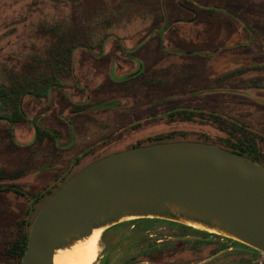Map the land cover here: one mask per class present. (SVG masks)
Returning <instances> with one entry per match:
<instances>
[{
  "label": "rangeland",
  "instance_id": "rangeland-1",
  "mask_svg": "<svg viewBox=\"0 0 264 264\" xmlns=\"http://www.w3.org/2000/svg\"><path fill=\"white\" fill-rule=\"evenodd\" d=\"M239 1L247 3L250 0ZM261 2L264 3V0ZM152 3L153 0H0V93L5 91L2 84H10L9 82H14L17 78L23 82L25 78H29L30 74L35 77L42 75L39 69L35 68L31 71L30 66L37 67L38 64L34 61L42 57V53L58 36L64 34L67 42L77 43L69 71L55 72L58 79L39 88L43 91L37 92L35 89H27L25 88L27 86H24L17 94L0 99V104L11 103L19 112H23L24 103L30 102L27 99L35 98L44 106L43 103L47 101L42 102L36 95L43 93L44 99H49L53 95L56 96L57 91L70 101L66 91L60 90L63 80H67L68 84H73V87L78 89H89L95 85H102L103 89H106V77L108 75L110 77L111 71L117 69V62L124 65L123 61H127L128 64L125 63V65L130 69L132 68L130 61L135 60V57L142 60L143 56L140 57V55L145 57L148 54L161 55L160 50H165V55H170L172 59H174L173 56H179L187 62L198 63L195 74L191 78L193 83L184 85L180 82L177 72L173 71L171 75H168L169 80L161 79L162 82L166 81L161 86H157L158 89H151L153 93L150 92L152 101L149 105L138 101L135 107L139 110L120 117L118 125L114 122L113 115L103 116L102 119L110 118L112 125L110 124L105 132L107 141L100 144L98 148L106 147L111 150L128 146L136 140L144 142L146 136L153 131V134L157 135L169 129L185 131L193 138L200 134H209L212 139L219 138L218 131L212 128L207 119L199 118V122L194 120L169 123L165 112L167 104L171 101L174 109L199 108L200 111L201 108L217 109L215 111L230 113L241 122L251 124L261 132L264 131V87H262L264 86V69H253L264 64V56L261 55L264 54V42L256 43L254 40L248 42L246 37L235 38L230 42H224L228 45L227 47H230L227 51L201 50L199 36L196 39L192 35L194 23L181 22L179 29L183 30L186 42L179 48L170 46L168 43L170 35L167 36V30L163 31L162 39L156 37L161 29L155 27L161 28L162 24L153 25L156 7ZM53 27L56 31L51 30ZM196 27L199 28V22L196 23ZM147 35H150V40L145 42V45L138 46L148 38ZM160 43L164 46L163 49L157 47ZM83 56L85 57L82 58ZM240 57L246 59L241 60ZM239 60L245 63L241 73L219 79L222 73L235 71L236 62ZM182 69L177 68L183 77L190 76L189 71ZM87 72L90 73L86 75ZM64 73L66 74L63 75ZM44 74L55 75L52 72ZM255 82H259L262 86H253ZM140 95H110L108 101L102 100L100 105L109 107L107 105L113 103L111 100L122 101L125 98L142 97ZM145 95L144 97L148 96ZM55 96L54 98H58L57 101L54 100L56 105L64 108L65 104L59 100V96ZM27 102L26 106L32 109L33 104L30 102L28 105ZM96 107L100 106L96 105ZM110 107L113 108L115 105ZM92 108L94 107L91 106L90 109ZM43 113L29 117L27 125L40 126L39 116ZM4 114L6 111L0 110V127L9 126ZM208 117L210 116L206 118ZM202 122L203 125H200ZM33 140L34 137L29 135L26 139L18 138L16 141L20 145ZM21 157L20 152L12 156L0 153V175L4 178V180L0 179V184L18 185L14 189L0 191V264H15L5 254V247L17 235L16 220H22L26 212L30 210L31 193L39 192L32 190L33 184L36 181L40 183L46 178L43 175L25 174L15 177L17 167L21 164ZM21 188L24 190H19ZM140 225V227L137 225L135 229L124 226L112 230L108 229L111 226L105 228L99 240V256L94 264H132L136 260L131 259L135 258L138 259V264H234L236 262L248 264V260L250 264H264V252L245 243L240 245L236 243L238 240L228 236L220 234L219 236L222 237L202 236L194 231H188L189 234H185L180 225L163 222H157L154 226L145 227L143 223ZM103 234H106L104 236L113 242L106 250L101 240ZM160 238L161 240L157 243L156 240ZM157 244L160 246L166 244V247L164 246L165 248L158 252ZM147 252L154 253L152 258H145Z\"/></svg>",
  "mask_w": 264,
  "mask_h": 264
},
{
  "label": "water",
  "instance_id": "water-1",
  "mask_svg": "<svg viewBox=\"0 0 264 264\" xmlns=\"http://www.w3.org/2000/svg\"><path fill=\"white\" fill-rule=\"evenodd\" d=\"M172 210L264 252V165L196 140L111 153L74 174L44 203L21 264H54L57 247L126 214L181 222Z\"/></svg>",
  "mask_w": 264,
  "mask_h": 264
},
{
  "label": "flooded vegetation",
  "instance_id": "flooded-vegetation-1",
  "mask_svg": "<svg viewBox=\"0 0 264 264\" xmlns=\"http://www.w3.org/2000/svg\"><path fill=\"white\" fill-rule=\"evenodd\" d=\"M161 42L163 41L161 40ZM84 57L85 56L82 58ZM140 57L142 60L135 57V60L130 61L132 64V68L130 69H128L129 67L125 65V63L128 64L127 61H123V63L125 62L124 65L117 62V71L114 69L111 71L110 77L109 75L106 77V89H103L102 85H95L93 88L89 89H78L74 88L73 84H68L67 80H63L64 86L62 85V87L59 88L60 90L66 91L70 101H68L67 98L60 93V91H57L56 96H59V100L65 104L64 108L56 105L54 100L56 99L57 101L58 98L55 95L49 99H44L45 94L43 93H38L36 97L42 100V102L47 101V103H43L45 104L44 106H42L35 98H29L27 100H30L34 107L31 109L30 106H26V101L24 103L25 108L23 112H19L16 107L14 108L15 105H12L11 103L0 104V110L6 111V114H4L6 123H9V126L3 125L0 127V153H4V155L7 156H12L16 152L22 153L21 164L17 167L18 169L17 173H15V177L24 174L43 175L46 177L40 183L36 181L33 184L34 187L32 190L39 192H36L35 194L32 192L31 197H35L38 200L42 198V193H48L55 189L58 190L70 177L97 159L127 148L140 146L137 145L140 143V140H136L128 146H122L111 150L106 149V147L98 148L100 144L107 141V133L105 132L109 128V125H112V121H110L111 119H102L103 116L107 117L108 115H113L115 118L114 122L118 125L120 117H123L129 112L139 110V108L135 107L138 101H142L149 105L152 101V98L150 97L152 95L150 94V92H152L151 89H155L157 86H161L164 81L169 80L168 75H171L173 71L177 72V75L180 76V82L184 85L193 83L191 76L183 77L182 73L178 71L179 69H184V67H187L188 65V62L186 60H182L179 56H173L174 59H172L170 55L165 54L147 55L146 57L145 55H140ZM142 69L143 71H141ZM89 73L90 72H87L85 74L88 75ZM65 74L66 73L63 75ZM68 74L71 77V74ZM228 74L232 75L233 73ZM157 76L159 77L158 79ZM164 78L166 80L162 82L161 79ZM9 83L11 84L12 81ZM4 90L9 93V96L3 98H9L11 92L20 91L21 88L7 87ZM40 90L43 91V89H36L37 92H40ZM117 94H141L142 97H133L131 99L125 98L122 101L116 99L111 100L113 103L108 104L107 106L109 107H103L100 105L102 100L108 101V97L110 95L114 96ZM145 94L148 96L144 97L146 96ZM54 96L56 98H54ZM0 99L2 98L0 97ZM96 105H99L100 107H96ZM114 105L115 107H110ZM171 105L172 101L167 104L165 112V116L169 120V123L172 121L189 122L185 119V112L189 109H174ZM91 106L94 108L90 109ZM193 110L197 112L195 121L199 122V118L201 120L207 119L209 120V124L213 126L212 128L218 131L219 138L216 139V141H218L217 145L221 147L226 146L223 148L239 153L264 165V131L261 132L254 128L253 125L241 122L237 118L230 115V113L215 111L217 109L205 110L201 108V112L205 113V115H201L200 117L199 108H195ZM177 111H180V115H173ZM40 112H44L39 116L40 126L27 125L29 117L38 116ZM207 116L210 117L206 118ZM200 125H203V122ZM171 130L173 129H169L168 131ZM153 133L154 131L148 134L145 141L154 137L155 134ZM29 135L34 137L33 141L20 145L16 141L18 138L26 139ZM55 138L58 139L55 140ZM235 145H243L242 147L244 151L242 149H238L237 151L234 150L235 147H237ZM240 152L246 154H242ZM0 179L4 180L2 176ZM62 182L64 183L58 188ZM15 186L18 185L10 183L4 185L0 184V191L14 189ZM19 190L24 189L21 188ZM30 200V203L34 204L35 199L32 198ZM157 222L172 224L167 219L144 217L126 220L115 224L108 229L112 230L122 226L135 229L137 225L140 227L141 223H143L146 227L152 225L154 226ZM181 227L183 228L185 234H189L188 231H194L202 236L211 235L222 237L219 236V234L203 231L192 226L190 228ZM104 235L106 234L102 235L101 240L104 244V250H106L111 247L113 242ZM225 239L229 240V238ZM158 240H161V238L156 240L157 243ZM157 245L158 252L166 247V244H162V246H160V244ZM168 247H170V245H168ZM153 254V252H147L145 253V258H152ZM131 260H136V262L134 261L132 264H138V259L135 258Z\"/></svg>",
  "mask_w": 264,
  "mask_h": 264
},
{
  "label": "trees",
  "instance_id": "trees-1",
  "mask_svg": "<svg viewBox=\"0 0 264 264\" xmlns=\"http://www.w3.org/2000/svg\"><path fill=\"white\" fill-rule=\"evenodd\" d=\"M236 1L237 2H234L233 0H153L152 4L156 7L153 25L159 26L162 24L161 28L155 27L156 29H161L157 33L156 37L157 39H162L163 31L167 29L171 36H174V34L179 36V23L189 22L190 18H194V16H191L190 11L184 8L189 7L199 12V17L193 20H195L194 23L199 22V49L201 50L211 49L212 51H227L230 47H227L228 45H225L226 43L224 42H230L235 38L242 39L243 37H246L248 42L252 40L256 41V43L258 41L261 43L264 42V3L261 2V0H250L247 3L239 0ZM152 29L154 31V27ZM51 30L56 31L55 27ZM160 32L162 34H160ZM201 39L202 41H200ZM52 43L53 44L42 53V57L39 58L38 61H34L37 62V67L30 66L31 71H34L35 68L36 70L39 69L42 71V75L40 74V76L35 77L30 74L29 78H25L23 82L17 78V80L11 84H2L1 86H4V88L12 87L18 89H23L24 86H27L25 88L36 90L40 87H45L47 84H50V82L58 79L55 72L61 70L69 71L70 64L73 62L72 55L74 49L77 47V43L67 42L64 34L58 36ZM157 47L164 48L161 43L157 45ZM261 55L264 56V54ZM239 59L243 60L246 58L240 57ZM241 60L236 62L237 68L236 70L234 69L235 71L232 70L233 74L242 72V67L245 63ZM253 69H264V64H261L258 67L256 66ZM45 72H52L55 75H46L44 74ZM228 75V72L222 73L219 79L225 78ZM253 86L260 87L262 85H260L259 82H255ZM17 93L18 91H14L11 92L10 95H15ZM6 96H9V93L6 91L0 93L1 98ZM185 113V119L188 121H194L197 117V112L194 110H188ZM173 115H180V111L175 112ZM201 115H205V113L199 111V117ZM210 137L211 136L209 134H200L198 137L193 138L185 131L171 130L157 134L154 137L149 138L147 141L140 142L137 145L190 139L218 144L216 139H212ZM242 146L243 145L237 146L234 150H243ZM253 159L256 160L255 158ZM63 183L64 182H62L58 188ZM56 190L57 189L48 193H42V198L38 200L35 197H32L35 201L34 204H30V210L26 212V215L22 220H16L18 231L17 235L14 240L5 247V254L10 260H13L15 264H21V260L27 246L30 227L36 214L44 203L56 192ZM169 221L172 224H179L180 226L187 228L191 227L186 224H181L171 220ZM236 243L244 245L239 241H236ZM234 264H239V262ZM248 264H250L249 260Z\"/></svg>",
  "mask_w": 264,
  "mask_h": 264
},
{
  "label": "bare ground",
  "instance_id": "bare-ground-1",
  "mask_svg": "<svg viewBox=\"0 0 264 264\" xmlns=\"http://www.w3.org/2000/svg\"><path fill=\"white\" fill-rule=\"evenodd\" d=\"M172 215L176 216L186 225L236 239L234 235L229 234L218 226H208L203 222L183 216L179 212H176V210H172ZM136 218L139 217H137V215L126 214L121 220L125 221ZM106 226L107 225L97 224L93 227L90 234L69 239L65 245L57 247L54 253V264H94L99 256L100 236Z\"/></svg>",
  "mask_w": 264,
  "mask_h": 264
},
{
  "label": "crops",
  "instance_id": "crops-1",
  "mask_svg": "<svg viewBox=\"0 0 264 264\" xmlns=\"http://www.w3.org/2000/svg\"><path fill=\"white\" fill-rule=\"evenodd\" d=\"M186 10H189L190 11V13H191V16H194V18H190V21L188 22V23H194V21L195 20H193V19H196V18H198L199 17V14H198V12L195 10V9H192V8H189V7H184ZM181 23V22H180ZM180 26V25H179ZM198 31H199V28L198 27H196V23H194V32L192 33V35H193V37L194 38H196V39H198ZM179 36H177L176 34H174V36L172 37L171 36V34H170V32L168 31V29H167V36H169L168 37V43H169V45L170 46H175V47H181L182 45H183V43L184 42H186L185 40H184V32H183V30L182 29H179ZM147 39L146 38H144V39H146V40H144V41H142V44H140V45H138V46H143V45H145V42H147L148 40H150V35H147ZM163 49V48H162ZM160 52H162V54H165L166 53V51L165 50H160ZM148 55H152V54H148ZM155 55V54H154ZM198 67V63L196 62V61H192V62H188V65H187V67L185 66L184 67V69H185V71L187 70V71H189V75L191 76V77H193L194 76V74H195V69ZM183 70V69H182Z\"/></svg>",
  "mask_w": 264,
  "mask_h": 264
}]
</instances>
